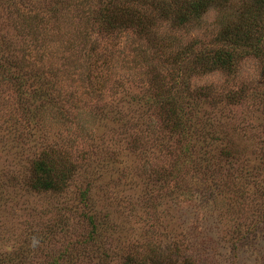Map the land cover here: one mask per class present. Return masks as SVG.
Wrapping results in <instances>:
<instances>
[{
	"label": "rangeland",
	"instance_id": "rangeland-1",
	"mask_svg": "<svg viewBox=\"0 0 264 264\" xmlns=\"http://www.w3.org/2000/svg\"><path fill=\"white\" fill-rule=\"evenodd\" d=\"M257 1L0 0V264H264Z\"/></svg>",
	"mask_w": 264,
	"mask_h": 264
},
{
	"label": "trees",
	"instance_id": "trees-1",
	"mask_svg": "<svg viewBox=\"0 0 264 264\" xmlns=\"http://www.w3.org/2000/svg\"><path fill=\"white\" fill-rule=\"evenodd\" d=\"M257 9L258 12L261 11L260 15L264 12V0L257 1ZM191 6H195V8H201L203 6V2H195L191 3ZM253 30V29H252ZM241 33L243 32H236V37H238ZM252 33V32H249ZM252 35V34H251ZM228 55V54H227ZM55 151L52 149L45 150L43 153V157L39 160L36 161V168L37 172L39 173V179L44 181V184L47 186H53V182H50L48 176L49 173L48 171L51 170L50 163L48 161H56L55 159ZM43 183V182H42ZM43 184V186H44ZM149 252L152 251V247L148 249ZM155 259H157L155 261ZM127 264H201L200 260H192L188 256L184 254V251L182 248L180 249L179 247H176L175 249H162L156 253L155 256H149L148 258H142V257H137L133 259H128Z\"/></svg>",
	"mask_w": 264,
	"mask_h": 264
}]
</instances>
